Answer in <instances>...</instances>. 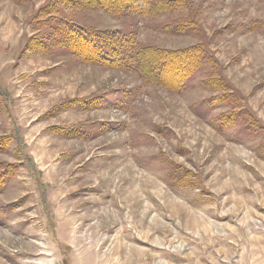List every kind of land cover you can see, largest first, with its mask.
<instances>
[{
    "label": "rangeland",
    "instance_id": "374dc122",
    "mask_svg": "<svg viewBox=\"0 0 264 264\" xmlns=\"http://www.w3.org/2000/svg\"><path fill=\"white\" fill-rule=\"evenodd\" d=\"M165 1L0 0V264H264V0Z\"/></svg>",
    "mask_w": 264,
    "mask_h": 264
},
{
    "label": "trees",
    "instance_id": "16d2710c",
    "mask_svg": "<svg viewBox=\"0 0 264 264\" xmlns=\"http://www.w3.org/2000/svg\"><path fill=\"white\" fill-rule=\"evenodd\" d=\"M81 3H84L87 6H100L102 8H113L117 11L119 10H126V8L135 9L136 13L140 14H150L153 12L154 8L157 6H161L162 4L166 3L165 0H162L160 3H157L155 0H80ZM118 2V3H117ZM116 5V6H115ZM164 6V5H163ZM138 11V12H137ZM73 30V40L75 44L83 47H88L87 49L90 50L92 53L97 55L100 59H104L109 61L107 55L103 51L101 47L98 46L96 40L94 39L93 34L90 31H87L81 27H73L70 31ZM171 61L174 63L177 61L175 58H170ZM196 61V57L193 54H187L182 56V61L179 63H189V67L185 64V68H190V66ZM165 64V63H164ZM187 68V69H188Z\"/></svg>",
    "mask_w": 264,
    "mask_h": 264
}]
</instances>
